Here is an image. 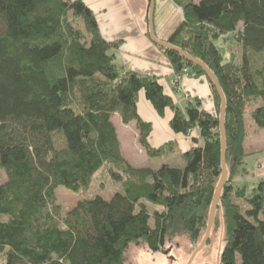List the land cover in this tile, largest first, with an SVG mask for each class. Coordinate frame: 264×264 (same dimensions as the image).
Instances as JSON below:
<instances>
[{"label":"trees","instance_id":"obj_1","mask_svg":"<svg viewBox=\"0 0 264 264\" xmlns=\"http://www.w3.org/2000/svg\"><path fill=\"white\" fill-rule=\"evenodd\" d=\"M172 1L183 21L167 41L206 64L225 96L228 178L217 206L225 224L218 264H264V179L250 191L232 184L248 156L245 112L251 102L260 100L249 118L264 131V60L250 68L247 57L264 53V0ZM229 34L241 46L240 62H224L214 44ZM118 44L102 38L83 0H0L4 264H127L130 244L159 251L173 236L204 235L221 173L219 96L202 69L160 46L176 73L188 68V76H205L212 88L215 114L198 99L180 108L156 77L117 65L112 51ZM140 91L159 115L173 111L175 133L199 130L203 143L182 154V167H135L122 155L111 121L116 113L124 124L135 122L149 158L174 151L173 142L149 144L151 124L137 112ZM104 165L121 191L110 199L79 200L63 212L57 187L87 190ZM147 203L162 208L150 213Z\"/></svg>","mask_w":264,"mask_h":264},{"label":"crops","instance_id":"obj_2","mask_svg":"<svg viewBox=\"0 0 264 264\" xmlns=\"http://www.w3.org/2000/svg\"><path fill=\"white\" fill-rule=\"evenodd\" d=\"M83 1L95 15L102 38L107 42H119L118 47L112 51L117 65L125 70L156 77L163 87L164 93L171 97L180 108H184L190 99H198L204 110L215 114L212 88L207 78L195 75L186 76L176 81L179 73H176L170 66L169 58L164 50L150 38L149 0ZM182 21V9L172 0H155L153 24L155 34L159 39L167 41ZM137 112L141 119L151 124L148 141L152 147L156 148L167 142L174 143V151L168 156L169 158L167 157L168 162L176 165L172 167H182L184 165L182 154L203 143L198 129H193L190 134L175 133L169 126L173 111L167 108L162 116L159 115L143 91L138 94ZM111 121L116 129L122 155L127 160L130 159L128 161L135 167L147 166V164L138 165L134 156L135 147L143 149L137 141L138 131L135 122L124 124L117 113L111 117ZM193 139H196L198 143L193 142ZM244 146L249 154L246 143ZM260 162L262 165L259 169H264V160L258 161V163ZM161 165L162 163L154 168ZM258 173L259 178L264 176L262 169L258 170ZM3 177L5 174L0 169V180ZM4 180L5 178L1 180L0 184Z\"/></svg>","mask_w":264,"mask_h":264},{"label":"rangeland","instance_id":"obj_3","mask_svg":"<svg viewBox=\"0 0 264 264\" xmlns=\"http://www.w3.org/2000/svg\"><path fill=\"white\" fill-rule=\"evenodd\" d=\"M214 44L222 53L223 61H229L231 58L234 62H240L242 58V50L240 44L235 39V34L220 36L214 40ZM249 58V67L259 65L264 60V53L247 54ZM260 105V100L248 104L245 112V122L248 131L245 139L246 149L249 152L245 159L246 164L239 167L240 172L235 174L232 183L236 186H245L247 191H250L257 179H264V176L259 178L258 170L264 160V131L255 127L249 118V114L255 107ZM136 161L138 165L156 166L162 163L161 166H176L168 162L167 157L163 158H148L144 149L135 147ZM143 150V151H142ZM130 161V159H128ZM247 168V174H243L242 169ZM109 165H104L91 180V184L87 190H82L77 193L58 186L55 194L56 201L61 206L63 212L72 208L76 202L84 199H91L95 196H101L105 199L110 197L117 191H121L122 184L111 179L109 174ZM262 175V174H261ZM260 175V176H261ZM3 177L1 180H3ZM0 180V182H1ZM150 213L155 209L162 207L147 203ZM153 226V219L150 220ZM202 236V234H201ZM201 236L197 239L190 240L187 235L173 236L168 239L163 248L159 251H151L144 244H130L126 256L127 264H187L194 248L199 244ZM225 224L221 209L218 208L215 213L214 222L210 232L209 240L205 246L195 255L191 264H218V251L224 245ZM5 262V253L0 254V264Z\"/></svg>","mask_w":264,"mask_h":264},{"label":"water","instance_id":"obj_4","mask_svg":"<svg viewBox=\"0 0 264 264\" xmlns=\"http://www.w3.org/2000/svg\"><path fill=\"white\" fill-rule=\"evenodd\" d=\"M154 9H155V0H149V8H148V27H149V35L152 41L157 44L158 46L164 47L168 50H172L176 53H178L181 57H183L186 61L189 63H192L196 66H198L204 74L212 81V84L219 96L220 99V109H219V129H220V140H221V173L220 178L217 182V185L215 187V191L213 194L208 221L205 229V233L202 236L199 244L194 248L187 264H191L192 260L194 259L195 255L205 246V244L209 240L210 232L212 229V225L215 218V213L217 210V206L220 200L221 191L224 187V185L227 182L228 178V169L226 165V138H225V128H224V120H225V112H226V102H225V96L221 89V86L219 84V81L217 77L214 75V73L209 69V67L204 64L201 60L193 57L191 54L186 52L185 50L181 49L180 47L166 41L159 39L154 31V24H153V18H154Z\"/></svg>","mask_w":264,"mask_h":264},{"label":"built area","instance_id":"obj_5","mask_svg":"<svg viewBox=\"0 0 264 264\" xmlns=\"http://www.w3.org/2000/svg\"><path fill=\"white\" fill-rule=\"evenodd\" d=\"M188 76V68H183L179 75L176 77V81H179L180 79Z\"/></svg>","mask_w":264,"mask_h":264},{"label":"flooded vegetation","instance_id":"obj_6","mask_svg":"<svg viewBox=\"0 0 264 264\" xmlns=\"http://www.w3.org/2000/svg\"><path fill=\"white\" fill-rule=\"evenodd\" d=\"M218 253H219V251H218ZM218 262V261H217Z\"/></svg>","mask_w":264,"mask_h":264}]
</instances>
